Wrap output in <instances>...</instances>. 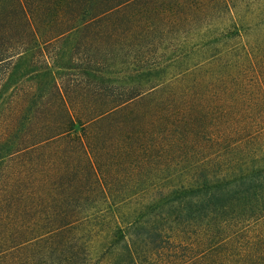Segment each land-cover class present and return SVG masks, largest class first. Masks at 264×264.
Here are the masks:
<instances>
[{
	"label": "trees",
	"instance_id": "obj_1",
	"mask_svg": "<svg viewBox=\"0 0 264 264\" xmlns=\"http://www.w3.org/2000/svg\"><path fill=\"white\" fill-rule=\"evenodd\" d=\"M0 264H264V0H0Z\"/></svg>",
	"mask_w": 264,
	"mask_h": 264
}]
</instances>
